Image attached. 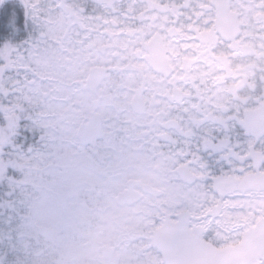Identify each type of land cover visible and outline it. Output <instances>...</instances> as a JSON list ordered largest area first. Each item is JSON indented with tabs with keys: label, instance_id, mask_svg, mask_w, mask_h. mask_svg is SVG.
<instances>
[{
	"label": "snow or ice",
	"instance_id": "1",
	"mask_svg": "<svg viewBox=\"0 0 264 264\" xmlns=\"http://www.w3.org/2000/svg\"><path fill=\"white\" fill-rule=\"evenodd\" d=\"M0 264H264V0H0Z\"/></svg>",
	"mask_w": 264,
	"mask_h": 264
}]
</instances>
